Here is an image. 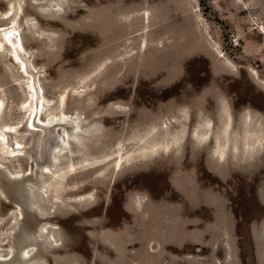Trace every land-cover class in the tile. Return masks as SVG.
I'll return each mask as SVG.
<instances>
[{
  "label": "rangeland",
  "instance_id": "374dc122",
  "mask_svg": "<svg viewBox=\"0 0 264 264\" xmlns=\"http://www.w3.org/2000/svg\"><path fill=\"white\" fill-rule=\"evenodd\" d=\"M0 29V264H264V0H0Z\"/></svg>",
  "mask_w": 264,
  "mask_h": 264
},
{
  "label": "bare ground",
  "instance_id": "6f19581e",
  "mask_svg": "<svg viewBox=\"0 0 264 264\" xmlns=\"http://www.w3.org/2000/svg\"><path fill=\"white\" fill-rule=\"evenodd\" d=\"M1 31H3L2 33H4L5 39L9 40V42L12 43V46L14 47V50H13L14 56L16 57V59L20 60V54H21L22 47H21V42H20L18 35L16 36L15 28L13 26H11V27L4 29V30H1ZM22 66L25 67L24 63ZM32 89H33V87H32ZM34 96H35V94H34Z\"/></svg>",
  "mask_w": 264,
  "mask_h": 264
}]
</instances>
